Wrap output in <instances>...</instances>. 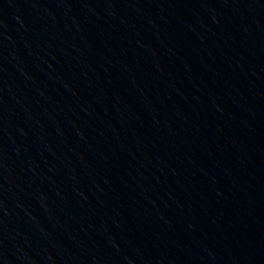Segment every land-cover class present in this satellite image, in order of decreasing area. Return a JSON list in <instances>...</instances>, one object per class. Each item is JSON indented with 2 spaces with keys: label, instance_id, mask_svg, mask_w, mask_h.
Listing matches in <instances>:
<instances>
[{
  "label": "water",
  "instance_id": "obj_1",
  "mask_svg": "<svg viewBox=\"0 0 264 264\" xmlns=\"http://www.w3.org/2000/svg\"><path fill=\"white\" fill-rule=\"evenodd\" d=\"M0 264H264V0H0Z\"/></svg>",
  "mask_w": 264,
  "mask_h": 264
}]
</instances>
